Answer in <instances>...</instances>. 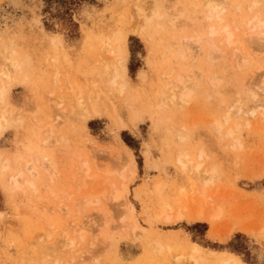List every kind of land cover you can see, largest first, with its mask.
<instances>
[{
	"label": "rangeland",
	"instance_id": "374dc122",
	"mask_svg": "<svg viewBox=\"0 0 264 264\" xmlns=\"http://www.w3.org/2000/svg\"><path fill=\"white\" fill-rule=\"evenodd\" d=\"M224 2L226 9L220 13L226 27L234 26L238 52L223 37L224 22L216 16L210 18L206 0H0V72L9 70L12 59L20 66L11 69L12 81L0 101V264H17L20 257L28 255L40 258L39 248L34 253L30 249L37 238L61 245V239L69 234L79 241L83 236L78 229L83 222L85 239L77 243L76 250L70 246L60 248V263L61 258L57 260L53 255L47 264H67L71 256L80 253L85 258H76L79 263H75L72 257L75 264H176L185 254L191 264H227L225 259L231 258L241 264H264L263 111H258L260 116L257 114L252 124L245 117L237 118L238 113L227 124L219 120L228 108L236 109L252 99L264 100L259 84L264 74V40L258 35L264 28L258 32L254 17L249 19L254 16L252 12H261L260 18L264 19V0ZM233 2L239 5V12ZM155 3L164 11L165 24L161 21L162 29L155 24L142 31L145 22L135 19L137 23L134 18L138 10L148 13ZM212 25L222 33L217 32V38L211 35L212 42L224 40L215 44L221 46L218 57L214 56L217 59L205 54L206 42L212 39L207 27ZM257 35L259 39L254 37ZM123 39L129 50V77L127 89L118 94V99L123 103L127 96L132 102L134 96L142 118H135L129 129L117 125L125 117L128 121L132 114L114 97L115 107L101 100L99 113L83 120L72 110L74 95L84 91L86 96L90 86L99 83L94 65L101 55L113 56ZM178 71L191 72L198 79V87L189 101L161 104V89ZM214 73L221 77L215 88L209 81L216 76ZM0 76V84L7 83ZM72 82L80 85L75 91ZM249 82L262 93L254 98L251 95V100L250 93H245L252 88ZM215 119L223 127L214 126ZM233 119L240 120L238 130L228 134ZM202 145L205 150L200 158ZM199 162L200 169L196 170ZM212 163L219 175L206 184L204 179L210 177ZM25 164H33V173L25 172ZM20 171L24 175L21 179L30 176L28 180L32 179L33 184L27 179V184L21 179L17 180L23 184H14L13 175ZM205 184L208 191L197 190ZM120 189L126 192V199L120 198L124 191L115 198L114 192L120 194ZM89 191L97 192L98 199L87 206L82 202ZM159 192L164 197L158 196ZM199 193L204 194L202 198ZM165 201L168 206L164 214L169 219L158 213ZM195 209L204 215L218 209L220 214L217 221L216 217L212 221L191 220V215L197 213ZM90 240L96 243L88 249ZM72 258L68 264H73Z\"/></svg>",
	"mask_w": 264,
	"mask_h": 264
},
{
	"label": "bare ground",
	"instance_id": "6f19581e",
	"mask_svg": "<svg viewBox=\"0 0 264 264\" xmlns=\"http://www.w3.org/2000/svg\"><path fill=\"white\" fill-rule=\"evenodd\" d=\"M151 2V1H150ZM235 2V1H234ZM233 2V3H234ZM153 3V2H152ZM225 3L226 2H224V0H206V3H205V6H206V11H208V14H209V16H210V18L211 17H215L216 16V19H218V21H220V20H224V17L223 16H221V14L222 13H220L221 11H224V9H226V5H225ZM233 3H232V5H233ZM235 4V6H233V7H237V9H236V11L238 10V12H239V5H236L237 3H234ZM139 5V4H138ZM251 6H253V5H251ZM137 9V8H136ZM141 10V9H140ZM140 10H138V12H137V14H138V16H137V18H134V20L136 19V20H138L139 19V22L141 21V20H143L144 22H145V25H143V24H141V25H143V28L141 29L142 31H145L144 29H146L147 27H153L155 24H160L159 26H156V27H160V26H162L161 24H163L164 23V21H165V19H166V17H165V14L160 10V5L159 4H157V3H155L152 7H150V10H149V12L148 13H146V11L145 12H143V11H140ZM252 10V9H251ZM137 11V10H136ZM226 11V10H225ZM258 11V10H257ZM256 11V12H257ZM231 12V11H230ZM207 13V12H206ZM224 13V12H223ZM234 13L235 14H237V12H235L234 11ZM259 13H261V12H257L256 14L255 13H253L252 12V14L254 15V16H251L249 19H251V18H253L254 17V23L256 24V26L254 27V23H252V21H251V26L252 27H254L255 29H258V32L261 30V27L262 28H264V19L263 18H260V14ZM226 14H228V12L226 13ZM223 15V14H222ZM262 16V15H261ZM139 17H141V19L139 18ZM131 18H132V16H131ZM172 18V17H171ZM209 18V19H210ZM225 18H227V16L225 17ZM125 19V18H124ZM162 19H164V20H162ZM135 20V21H136ZM214 20V19H213ZM232 20V19H231ZM134 21V23H136ZM163 23H162V22ZM207 21V20H206ZM208 21H210V20H208ZM217 21H215V24H217L216 23ZM224 22V29H222L223 31L222 32H224V30H226V32H225V36H227V37H225V36H223L224 38H225V41H226V43L228 42V45L230 44L231 46H233L234 48H238L239 46H238V40H236L234 37L236 36V32H235V36H234V31L233 30H235L234 29V26H233V29L232 28H230V27H226V25H228V24H226L225 25V21H223ZM249 22V21H248ZM247 22V23H248ZM138 23V22H137ZM171 23V22H170ZM165 24V23H164ZM167 24H169V23H167ZM174 24V23H173ZM210 24V23H209ZM136 25H138V24H136ZM213 25H214V23H213ZM213 25L210 27V28H208L209 27V25H208V27H207V29H208V31H209V29H210V32L208 33V31H207V34H210V36L212 35V36H214L217 32H220V34H222L221 33V30H217L216 28H215V26L213 27ZM219 25V24H218ZM230 26H231V22H230ZM138 27V26H137ZM163 27H165V25H163ZM217 27V26H216ZM161 28V27H160ZM221 28V27H220ZM232 29V31H230V29ZM236 28V27H235ZM254 28H252V29H254ZM260 28V29H259ZM130 28H128V30H129ZM162 29V28H161ZM229 29V30H228ZM140 31V30H139ZM206 31V30H205ZM254 31H256L257 32V30H254ZM134 32H136V31H134ZM202 32H204V31H202ZM263 34H264V29L261 31ZM261 32H259L258 33V35L259 34H261L262 36V38L261 39H263L264 40V36H263V34L261 33ZM118 33V32H117ZM151 33V32H150ZM155 33V32H154ZM198 33V35L201 33V32H197ZM151 34H153V33H151ZM218 34V33H217ZM115 35V34H114ZM146 35V34H145ZM197 35V36H198ZM254 36V37H256V38H258L259 36ZM119 36V35H118ZM124 36H126V35H124ZM204 36H208V35H204ZM211 36V37H212ZM147 37H148V35H147ZM150 37V36H149ZM148 37V38H149ZM201 37V36H200ZM215 38H217L216 37V35L214 36ZM250 37V36H249ZM252 37V40H253V36H251ZM125 38V37H124ZM202 38H205V37H202ZM219 38V37H218ZM221 38V37H220ZM255 38V39H256ZM111 39V38H110ZM151 39V38H150ZM153 39V38H152ZM185 39V36H184V38H183V40ZM208 39V38H207ZM214 38L212 37V39H210L211 41H208V42H206L207 44H208V46H207V44L205 45V48L207 47L208 49L207 50H205L206 52H205V54L208 52V54H210L211 55V57L210 58H213L216 54H217V52H219L218 50H220L221 48V46L220 47H218V45L216 46L215 44L217 43H213L212 42V40H213ZM222 39V38H221ZM259 39V38H258ZM260 39V40H261ZM186 40V39H185ZM189 40V39H188ZM188 40H186L187 42H188ZM197 40H200V38L198 39V37H197ZM206 40V39H205ZM223 40V39H222ZM222 40H218V43H220V42H222ZM257 40V39H256ZM116 41H117V39H116ZM149 41V40H148ZM150 41H152V40H150ZM174 41H176L175 39H174ZM181 41H182V39H181ZM224 41V40H223ZM255 41V40H254ZM109 42V41H108ZM154 42V41H153ZM183 42V41H182ZM181 42V43H182ZM186 42V43H187ZM199 42V41H198ZM200 44L199 45H201V41L199 42ZM217 43V44H218ZM223 43H225V42H223ZM255 43V42H254ZM107 44V43H106ZM121 44H122V42H121ZM185 44V43H184ZM198 44V43H197ZM221 44V43H220ZM253 44V43H252ZM262 44H264V42L262 43ZM11 45V44H10ZM128 44H126V40L125 39H123V45H120V43H119V46L118 47H114L115 48V51L114 50H112V51H114L115 52V54L113 55V56H111V54L110 55H108V54H105V55H101L100 56V59L98 60V63H96L95 65L97 66V68H96V66L94 65V68H95V70H97L96 72H97V74H98V76H97V78L99 77V80L100 81H98L99 83L98 84H92L91 86H90V89H88V91H87V93H86V96L85 95H83V92L84 91H80V93H79V91H78V94L76 93V95H74L75 96V98H76V100H75V103L72 105V110H73V112L75 111L76 112V114H78L83 120H86V119H88V118H90V117H92V116H94V115H96V114H98L99 113V106H98V102L99 101H103L104 100V102L106 101L108 104H109V106L111 105V104H113V106L111 105V107H115V104H116V102L114 101L115 100V98L114 97H117V102L119 101L120 102V99H118V94H123L122 93V91H123V89L124 88H126L127 87V78L129 77L128 76V66H127V58H128V52H129V50H128V46H127ZM112 46H114V45H112ZM260 46V45H259ZM264 46V45H263ZM8 47H9V45H8ZM104 47V46H103ZM103 47H101L102 49H103ZM181 47V46H180ZM199 47H201V48H204L203 46H199ZM218 47V48H217ZM113 48V47H112ZM5 49V48H4ZM106 49V48H105ZM108 49H110L109 47H108ZM104 50V49H103ZM111 50V49H110ZM199 50V49H198ZM201 50V49H200ZM203 50V49H202ZM239 50H240V48H239ZM106 51V50H105ZM112 51L110 52V53H112ZM179 51H181L180 50V48H179ZM224 52V51H223ZM223 52H221L222 53V55H224L223 54ZM235 52V51H234ZM236 52H238V49L236 50ZM101 53H102V51H101ZM105 52L103 51V53L102 54H104ZM199 53H201V52H199ZM219 54H220V52H219ZM239 54H240V51H239ZM235 55H236V53H235ZM238 55V54H237ZM238 56H240V55H238ZM200 57V56H199ZM215 57H218V54L215 56ZM214 57V58H215ZM209 58V59H210ZM213 58V59H214ZM215 59H217V58H215ZM212 60V59H211ZM213 61V60H212ZM215 61V60H214ZM5 63V62H4ZM5 64H7V63H5ZM2 65V64H1ZM4 65V64H3ZM9 65V64H8ZM19 66V62L15 59V60H13L12 59V66H9V70L8 71H2V72H0V75H3L4 77H5V79H7L6 81H7V83H4L3 85H1L0 84V101L1 100H3L4 99V93H5V91H6V89H7V87H8V83H11V81H9L10 80V78H11V76H10V71H11V69H15L16 67H18ZM20 67V66H19ZM17 69V68H16ZM22 69V68H21ZM175 69H177V67H175L174 68V70ZM5 70V69H4ZM94 70V71H95ZM264 70V69H263ZM19 71V70H18ZM264 72V71H263ZM191 73V72H190ZM190 73H187L186 71H178V73H176L175 75H174V77H172L171 79H169V80H167V86H165V87H163L162 89H161V92L159 93V95H160V98H158L159 99V102L161 103V104H168L169 102H171V103H176L177 101H178V103L180 102V101H189L190 100V98H191V95H192V92L195 90V88L196 87H198V85H196L197 83H196V81L195 80H198V79H196V78H193L192 77V75L190 74ZM260 73V72H259ZM96 74V75H97ZM171 74V73H170ZM218 74H220V73H218ZM94 75H95V72H94ZM173 75V74H172ZM214 75H216V76H213L212 75V77L210 78V86H212L213 84H214V88L216 87V85L218 84V83H220V81H221V79H219V77L217 76V74H215L214 73ZM263 76H264V74H262ZM261 74H260V76H262ZM263 76H262V78H263ZM1 77V76H0ZM91 77V76H90ZM94 78V77H93ZM92 78V79H93ZM96 78V77H95ZM96 78V79H97ZM208 78V79H209ZM221 78V77H220ZM256 78V77H255ZM261 77H260V81L261 82H259V84L261 85L260 87H261V89L264 91V78H263V80H261L262 79ZM3 79V78H2ZM90 79V78H89ZM249 79V78H248ZM252 79V78H251ZM94 80V79H93ZM212 80V81H211ZM220 80V81H219ZM257 80H258V78H257ZM1 81V80H0ZM5 81V80H4ZM9 81V82H8ZM92 81V80H91ZM254 81V80H253ZM93 82H96V80L95 81H93ZM211 82H212V85H211ZM248 82V81H247ZM76 83V82H75ZM257 83H258V81H257ZM262 83V84H261ZM130 84V83H129ZM246 84V83H245ZM249 84H251V86H252V88L250 87V89L249 90H245V93L247 92H249L248 94L250 95H248L249 96V98L251 97V95H253V97L252 98H254V96H256L259 92H258V88H256V84L255 83H250L249 82ZM252 84H255V85H252ZM259 84H257V86H259ZM72 85L74 86H72L73 88H72V90H74L75 91V88H76V85H79V84H77L76 83V85H74V83L72 82ZM89 85V84H88ZM80 86V85H79ZM93 86V87H92ZM218 86V85H217ZM248 86V85H247ZM254 86V87H253ZM78 87V86H77ZM92 87V88H91ZM213 87V86H212ZM80 90H81V87H78ZM254 88H256L255 90H254ZM127 89V88H126ZM83 90H85V89H83ZM129 91V90H128ZM260 91V90H259ZM77 92V91H76ZM81 92H82V94H81ZM86 92V91H85ZM124 92V91H123ZM176 92H177V94H176ZM262 92V91H261ZM126 93V92H125ZM128 93H130V92H128ZM179 93V94H178ZM87 94H88V97H87ZM260 94H262V93H259V95ZM78 95V96H77ZM124 95H127V94H124ZM246 95V94H245ZM246 95V96H247ZM264 95V94H263ZM120 96V95H119ZM246 96H245V98L244 99H246ZM247 96V97H248ZM122 97H124L123 95H122ZM87 98V99H86ZM113 98V99H112ZM241 98H242V96H241ZM240 98V99H241ZM252 98H250V100L252 99ZM112 99V100H111ZM240 99H237V100H240ZM261 100H259V99H257V100H251V103H249V104H245V103H242L243 101H245V100H243V101H237L238 103L239 102H241L242 104L240 105V106H238V107H236V106H233L232 105V107H236V109L235 108H231V109H229L228 108V110H227V112L226 111H224V114H222V116L220 117V119L219 120H221V119H223V120H221V121H223L225 124H227V123H229L230 122V120H232V117H233V114L234 113H238V115L236 116V114H235V116L238 118V116H240L241 118L242 117H245L247 120H248V122L249 123H251V121H253L252 119L254 118V120H255V118H257V114L259 115V112H261V111H263L264 112V100L262 99V98H260ZM6 100V99H5ZM73 100H74V98H73ZM88 100V101H87ZM123 100H124V102L123 103H125L124 105H123V103H121L122 102V99H121V102L119 103L118 102V104H122V106H124L125 108H126V110H127V112L129 113V114H132L131 115V117H130V119L127 121H125V118H127V117H125L124 118V120H119L118 121V123L119 124H117V125H121L123 128H128L129 129V127H132V125H131V123L134 121V119L135 118H137V117H139V116H141V118H142V115L140 114V109L138 110V106H137V104L134 102V101H136V99H134V96H133V101L132 102H130L129 101V98H127V96L125 97V99L123 98ZM138 100V99H137ZM115 103H113V102ZM253 101V102H252ZM2 102V101H1ZM70 102V101H69ZM87 102V103H86ZM158 102V103H159ZM102 103V102H101ZM111 103V104H110ZM177 103V104H178ZM181 103V102H180ZM232 103H235V102H232ZM231 103V104H232ZM3 104V103H2ZM100 104V103H99ZM106 104V103H105ZM104 103H103V105H105ZM108 104H106V105H108ZM117 104V105H118ZM139 104V103H138ZM9 105V104H8ZM5 106H7V103H6V105ZM109 106H107L105 109H110L109 108ZM118 106H121V105H118ZM167 107V106H166ZM6 108V107H5ZM71 108V107H70ZM103 108V107H102ZM118 108V107H117ZM158 108V107H157ZM263 108V109H262ZM164 109H165V107H164ZM163 109V110H164ZM261 109V110H260ZM103 110V109H102ZM115 110H116V108H115ZM125 110V109H124ZM163 110H162V112H163ZM260 110V111H259ZM1 111H2V109H1ZM3 111H4V109H3ZM14 111V110H13ZM113 111V108H112V110H111V112ZM119 111V110H118ZM160 111V110H159ZM259 111V112H258ZM10 112V111H9ZM74 112V113H75ZM103 112H105V111H103ZM106 112H109V111H107L106 110ZM125 112V111H124ZM161 112V111H160ZM161 112V113H162ZM226 112V113H225ZM263 112H261V115H263L264 116V114H263ZM4 113H5V111H4ZM18 113V112H17ZM118 113V112H117ZM126 113V112H125ZM124 113V114H125ZM127 113V114H128ZM2 113H0V117L2 116L1 115ZM11 114V113H10ZM9 114V115H10ZM15 114V113H14ZM13 114V115H14ZM103 114V113H102ZM101 114V115H102ZM108 115H109V113H107ZM111 114V113H110ZM119 114V113H118ZM123 114V115H124ZM105 115V114H104ZM112 115H116V114H111V116ZM121 115V114H120ZM119 115V116H120ZM122 115V116H123ZM159 115V114H158ZM122 116H120V117H122ZM125 116V115H124ZM157 116V115H156ZM160 116H161V114H160ZM260 116V115H259ZM113 117V116H112ZM5 120H7V121H9V118H7V117H3ZM123 118V117H122ZM140 118V117H139ZM264 118V117H263ZM18 119V118H17ZM236 119V118H235ZM0 120H1V118H0ZM82 120V121H83ZM141 120V119H140ZM219 120L218 119H215V125L214 126H216L217 128H218V125H219V127L221 128V126L223 127V124L221 125V122H219ZM234 120V119H233ZM261 120H262V117H261ZM4 121V120H3ZM80 121V120H79ZM81 121V122H82ZM235 121V120H234ZM6 122V121H5ZM120 122H121V124H120ZM216 122H217V125H216ZM235 122H237L236 124H235ZM234 123H233V125L232 124H230V126L228 125V127H227V129H228V131H227V133L228 134H232L233 132H234V130H238V122H240V120H237V121H235ZM261 122V121H260ZM12 123V122H11ZM84 123V122H83ZM134 124V123H133ZM252 124V123H251ZM261 124H263V122L261 123ZM260 124V125H261ZM6 125V124H5ZM131 125V126H130ZM221 125V126H220ZM232 125V126H231ZM235 125V126H234ZM256 125V124H255ZM254 124L252 125V126H255ZM0 126H2L1 124H0ZM9 126V125H8ZM257 126H258V124H257ZM256 126V127H257ZM263 126V125H262ZM135 127V126H134ZM259 127H261V126H259ZM3 128V127H2ZM260 129V128H259ZM2 130V129H1ZM220 131H221V129H220ZM1 132V131H0ZM3 133H4V131H3ZM180 133V132H179ZM185 134V133H184ZM180 135V137H181V135H183V133L182 134H179ZM186 135V137H187V134H185ZM183 137V136H182ZM202 147H204L203 145L201 146V149L200 148H198V149H200L199 150V152H198V149H197V152L198 153H200V158H201V155L204 153V150H205V148L204 149H202ZM128 149V148H127ZM125 153V152H124ZM126 153H127V151H126ZM128 154H130V153H128ZM123 155H126V154H123ZM205 155V154H204ZM205 156H207V155H205ZM204 156V157H205ZM125 157V156H124ZM178 157V156H177ZM203 157V156H202ZM128 158V157H127ZM180 158V157H179ZM197 158H199V157H197ZM199 158V159H200ZM206 158V157H205ZM122 160V159H121ZM131 160L132 159H130V161L129 160H126L127 161V164H126V162H125V166H127V165H129V162L131 163ZM180 160V159H179ZM178 160V161H179ZM182 160V159H181ZM3 162V161H2ZM182 162V161H181ZM180 162V163H181ZM1 163V162H0ZM133 163V162H132ZM203 163V162H202ZM201 163V164H202ZM87 164V163H86ZM200 165V162L199 163H197L196 164V166L197 165ZM215 164V163H214ZM7 165V164H6ZM131 165H133V164H131ZM212 165H213V163H212ZM2 166V168H3V166L4 165H1ZM25 166H27L26 167V169H25V172H26V170H27V172L26 173H28V172H30V173H33V170L35 169L34 168V166H33V164L31 165V164H25ZM195 166V167H196ZM201 166H203V165H201ZM209 166H211V165H209ZM209 166H208V168H209ZM7 167V166H6ZM128 167V166H127ZM132 167H134V166H132ZM7 168H9V167H7ZM197 169L196 170H198V169H200V166L198 167H196ZM5 169V168H4ZM205 169V173H206V170L208 171V169H207V167L206 168H204ZM2 170V169H1ZM1 170H0V172H1ZM202 171H203V169H202ZM201 171V172H202ZM4 171H2V173H3ZM122 172V171H121ZM133 172H135V171H133ZM217 172H218V174H217ZM19 173H21V171L20 172H18V174ZM25 173V174H26ZM30 173H28V174H30ZM35 173V172H34ZM88 173V172H87ZM216 173V174H215ZM1 174V173H0ZM4 174V173H3ZM18 174H17V176H15V175H13V178H14V180H16V182L17 183H14V184H18V180L19 179H21V176H22V178H23V174H19L20 176H19V178H18ZM196 174H197V172H196ZM52 175H54V174H52ZM86 175H88V174H86ZM209 175H210V177L207 179V178H205L204 180V182H207L206 184H209V183H212L211 182V180L215 177V175H219V171H218V169H217V171H216V169H215V167H214V165L212 166V168H211V170H209ZM1 176V175H0ZM27 176V175H26ZM208 176V175H207ZM30 177V176H29ZM28 177V178H29ZM28 178H26V177H24V179H21V180H23V182H24V184L26 183L25 181V179H27L28 180ZM199 178V177H198ZM216 178V177H215ZM12 179V178H11ZM18 179V180H17ZM200 179V178H199ZM198 179V180H199ZM10 180V179H9ZM105 180H107V179H105ZM104 180V181H105ZM209 182H208V181ZM201 181V180H200ZM28 183H31V184H33V180L32 179H30V180H28L27 181ZM20 183V182H19ZM22 183V182H21ZM20 183V184H21ZM86 183V182H85ZM84 182L82 183L84 186L86 185ZM103 183V182H102ZM161 183V182H160ZM23 184V183H22ZM27 184V183H26ZM81 184V183H80ZM79 184V185H80ZM81 184V185H82ZM104 184V183H103ZM109 184V183H108ZM157 184V183H156ZM155 184V185H156ZM206 184L205 185H203V187H201V190L200 189H197V190H199V191H201L202 192V190H204V189H206ZM159 185V184H158ZM103 186H105V185H103ZM125 186V185H124ZM160 186H162V184H160ZM206 186V187H205ZM101 188V187H100ZM105 188V187H104ZM104 188H102V190L104 189ZM157 188V187H156ZM160 188V187H159ZM200 188V187H199ZM122 189H124V188H122ZM125 189H126V187H125ZM124 189V190H125ZM161 189H162V187L160 188V191H161ZM181 189H183V188H181ZM124 190H119L120 191V194L119 193H116V191L114 192L115 194H117L116 196H115V198L117 199V198H119V196L122 194V191H124ZM196 190V189H195ZM195 191V192H199V191ZM207 190V189H206ZM117 191H118V189H117ZM126 191V190H125ZM123 192L124 194L123 195H121V197L120 198H122V196H124L125 194H126V192ZM205 191V190H204ZM208 191V190H207ZM206 191V192H207ZM99 193H101V192H99ZM160 193V194H159ZM159 193H157V194H159L158 196H162L161 195V193L162 192H159ZM204 193V192H203ZM203 193H199V197H201L202 198V196L205 194H203ZM198 194V193H197ZM202 194V195H201ZM207 194V193H206ZM205 194V195H206ZM97 195H98V193L96 192V193H94V192H87L86 194H85V196H84V201L82 202V204L84 203V204H87V206L88 205H90V204H92V202L93 203H95L97 200L96 199H98L97 198ZM162 197H164V196H162ZM205 197V196H204ZM124 198H125V196H124ZM161 198V197H160ZM126 199V198H125ZM120 200V199H119ZM164 200V199H163ZM203 200H205L204 198H203ZM203 202V201H202ZM164 203H166V201L165 202H163L162 204H164ZM201 204V203H200ZM165 205L166 204H164V206H162L161 205V208H160V210H158V213L159 214H164V213H166L165 212V208L168 206V205H166V207H165ZM172 207V206H171ZM217 207H219V206H217ZM199 208H201L200 206H199ZM202 208H203V206H202ZM201 208V209H202ZM216 208V207H215ZM168 209V208H167ZM185 209V208H184ZM208 209V208H207ZM219 209H220V207H219ZM222 209V208H221ZM220 209V210H221ZM169 210H170V208H169ZM160 211V212H159ZM204 211V210H203ZM216 211H218V209L217 210H215L213 213H212V210H211V212L209 211V212H206V211H204V212H206V214L207 215H204V214H202L201 212H198L196 209H195V212H197V213H193L192 215H191V220H210V221H212V219L213 218H215L216 217V221H217V217L219 216V212L220 211H218V212H216ZM190 212H192V211H190ZM190 212H188V213H190ZM186 213V212H185ZM211 213V214H210ZM167 214V213H166ZM166 214H164L165 216H166ZM177 214V213H176ZM178 214H180V212H178ZM178 214H177V218L178 217H180V216H178ZM191 214V213H190ZM208 214H210V215H208ZM163 215V216H164ZM171 215V214H170ZM181 215V214H180ZM4 216V215H3ZM157 216V215H156ZM161 216V215H160ZM181 216H183V215H181ZM186 216V215H185ZM168 219H169V217L168 216H166ZM171 217V216H170ZM1 218V217H0ZM159 218V217H158ZM166 218V219H167ZM177 218H175V219H177ZM165 218H164V220H166ZM172 219V218H171ZM3 220V219H2ZM4 221V220H3ZM88 221H89V219H88ZM167 221V220H166ZM209 221V222H210ZM86 222H87V220H86ZM169 222V221H168ZM213 222H214V220H213ZM75 223V222H74ZM82 223V222H81ZM84 223V222H83ZM83 223L82 224H80L81 226H83V227H77V228H79L78 230L80 231L81 230V232L80 233H82L81 234V236H83V237H80L79 236V238H84V225H86V224H84L83 225ZM91 223H92V221H91ZM235 223V222H234ZM2 224V223H1ZM215 224H217V222L215 223ZM96 225V224H95ZM137 225V224H136ZM232 225H233V223H232ZM231 225V226H232ZM246 225V224H245ZM71 226H73V225H71ZM71 226H68V227H71ZM87 226H90L89 224L87 225ZM100 225H98V227H99ZM242 226H244V225H242ZM137 227V226H136ZM215 227V225L212 227V229ZM246 227V226H245ZM248 227V226H247ZM245 228V229H248V228ZM71 228H73V227H71ZM86 228V227H85ZM227 228H228V225H227ZM226 228V229H227ZM230 228V230H231V227H229ZM96 229V228H95ZM217 229V228H216ZM222 229H224V228H222ZM242 229H244V227H242ZM77 230V231H78ZM91 230V229H90ZM215 230V229H214ZM229 230V229H228ZM227 230V231H228ZM233 230V229H232ZM249 230V229H248ZM256 230H258V229H256ZM247 231V230H246ZM249 231H251V230H249ZM68 232V231H67ZM69 232H73V233H75V231H71V229H70V231ZM68 232V233H69ZM215 232H216V230H215ZM229 233V232H228ZM246 233H248V232H246ZM250 233H252V231L250 232ZM66 234V233H65ZM71 235H72V233H70ZM52 235V234H51ZM73 236H74V234H73ZM65 238L63 239H61V240H64V243H62L61 245L59 244V242L58 241H54L55 243H53V244H51L50 242V244L48 243V241H46L47 239L45 238H37L36 240H35V242L30 246V249H31V252L32 253H34L35 251H37L36 249H38V252H39V250H41V254H40V258H38V259H41V261H42V263L43 264H47V261L49 260V258H51V257H53V255H54V257L53 258H55V259H59L58 258V256L61 254V252L60 251H58V250H60V248H67V247H69V248H72V250H74L75 249V247H76V245H77V243L80 241L81 242V239L79 240V241H77V239H75L74 237H70V235L68 234H66V236H64ZM67 237H70V238H67ZM75 237H77V236H75ZM96 239L94 240V241H98V239H97V237H95ZM158 238V237H157ZM85 239V238H84ZM158 240V239H157ZM82 241H83V239H82ZM93 240H90V244H89V246H88V249H89V247L92 245V246H94L95 247V243L96 242H94ZM109 241V240H108ZM61 242V241H60ZM94 242V244H92ZM88 243H89V241H88ZM87 243V244H88ZM107 242H105V244H106ZM80 244V243H79ZM108 244V243H107ZM112 244V243H111ZM30 245V244H29ZM98 245V244H97ZM110 245V244H109ZM78 246V245H77ZM92 246H91V248H92ZM103 247V246H102ZM108 247V246H107ZM61 249V250H62ZM88 249H87V251H88ZM99 249L100 248H98V251H99ZM102 249V248H101ZM29 250V249H28ZM65 250V249H64ZM76 250V249H75ZM74 250V251H75ZM107 250H109V249H107ZM66 252L68 251V250H65ZM74 251H73V253H74ZM82 252H83V250H81ZM86 251V252H87ZM90 251V250H89ZM92 251V250H91ZM96 251V250H95ZM29 252V251H28ZM55 252V253H54ZM57 252H58V254L59 255H57ZM71 253H72V251H70ZM77 252V251H76ZM75 252V253H76ZM63 253V252H62ZM74 253V254H75ZM92 253V252H91ZM51 254H52V256H51ZM23 255H25V253L23 254ZM28 255V254H27ZM63 255H64V253H63ZM73 255V254H72ZM80 255H82L81 253L80 254H78L76 257L74 256H71V258L73 257L74 258V261H76L75 263H79V262H77V260L78 259H80ZM85 255V254H84ZM180 255V254H179ZM186 256H179L178 257V261L179 262H177V259L175 258L174 259V262H177V263H179L180 264V261H181V263H182V261L183 262H187V263H189V264H191L192 262H190V261H192V260H190V258H188L187 257V254H185ZM26 256V255H25ZM30 255H28V257H20V261L17 263V264H38V259L37 258H34V257H29ZM66 256V255H65ZM60 257V256H59ZM70 257V256H69ZM175 257V256H174ZM190 257V256H189ZM192 257V256H191ZM61 259H59V263H60V260H62V256L60 257ZM64 258V257H63ZM71 258H70V260H71ZM73 258H72V261H73ZM77 258V260H75ZM82 258V257H81ZM83 258H85V257H83ZM82 258V259H83ZM95 258V257H94ZM101 258V257H100ZM97 259H98V256H97ZM16 260V259H15ZM70 260H69V262H70ZM84 260V259H83ZM225 260H227V264H241L237 259H235V258H231V259H225ZM41 261H40V263L39 264H41ZM50 261V260H49ZM71 261V262H72ZM74 261H73V264H75L74 263ZM78 261H81V260H78ZM16 262V261H15ZM56 262L57 261H55V263H53V261H52V264H56ZM68 262V263H69ZM88 262V261H87ZM95 262V261H94ZM51 263V262H50ZM58 263V264H59ZM67 263V264H68ZM86 263V262H85ZM93 263V262H92ZM96 263V262H95ZM176 263V264H177ZM186 263V264H187ZM72 264V263H71ZM82 264H83V262H82ZM173 264H175V263H173ZM183 264V263H182ZM221 264H223V263H221ZM225 264V263H224ZM244 264V263H243Z\"/></svg>",
	"mask_w": 264,
	"mask_h": 264
}]
</instances>
